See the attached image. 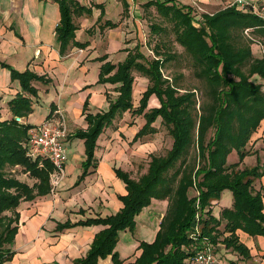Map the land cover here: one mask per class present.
<instances>
[{
  "label": "trees",
  "instance_id": "obj_1",
  "mask_svg": "<svg viewBox=\"0 0 264 264\" xmlns=\"http://www.w3.org/2000/svg\"><path fill=\"white\" fill-rule=\"evenodd\" d=\"M75 3L59 2L61 17L56 36L62 53L73 43L75 27L71 19ZM150 7H155L169 26L202 86L198 90L182 88L175 77L165 78L162 67L174 58L167 52L160 54L156 50L155 56L148 59L135 46L126 50L121 63H104L97 83L114 85L117 96L107 98L105 111L85 114L86 129L73 135L84 141L82 173L76 184L96 167L100 135L126 112L144 120L133 141L155 134L153 124L159 118L172 144L163 156L150 154L145 173L136 179L120 168H112L125 190L124 195L118 196L122 203L119 211L104 218L59 224L56 231L72 225L104 226L95 234L86 254L73 264H97L108 256L113 264H194L189 234L199 215L200 236L209 241L216 259L217 250L222 247L230 255H237L228 258L227 264H250V250L240 241L237 231L264 238V185L256 189V182L264 176V164L258 158L253 166L243 163L254 154L250 151L251 138L264 120V55L255 57L251 49L252 44L264 43V23L251 11L232 5L212 14L203 13L200 19L193 5L180 4L178 0H150L146 8ZM152 30L166 32L159 25ZM134 71L148 80L136 108ZM10 72L11 79L18 80L22 92L29 95H18L10 102V108L13 116L26 117L32 111L30 97L37 94L31 81L43 79L30 71ZM152 96L159 105L147 109ZM87 105L88 99L83 112ZM28 128L13 118L1 120L0 114V264L14 256L11 246L18 231L20 203L51 193L53 166L47 159L32 160L27 156ZM229 156L236 159L228 163ZM14 168H21L34 180L33 184L13 177L10 172ZM225 191L231 195V206L219 207ZM154 199L167 202L155 238L150 243L141 241L139 256L134 262L124 263L115 251L118 235L125 230L133 232L135 217Z\"/></svg>",
  "mask_w": 264,
  "mask_h": 264
},
{
  "label": "crops",
  "instance_id": "obj_2",
  "mask_svg": "<svg viewBox=\"0 0 264 264\" xmlns=\"http://www.w3.org/2000/svg\"><path fill=\"white\" fill-rule=\"evenodd\" d=\"M60 1L0 0L1 120L13 117L10 108L12 100L18 95L29 96L22 92L18 80L11 79L10 71H30L42 77L43 81H31L37 97H30L32 111L23 117L24 120L30 126L38 125L49 117L51 110L59 107L67 119L69 118L67 154L70 149L73 148L75 152L79 148L82 156L77 162L78 169L72 166L69 175L65 164L64 180L54 194L20 203L17 208L18 231L14 239L17 249L11 246L16 255L4 264H73L86 254L95 234L104 229V226L72 225L60 232L56 231L57 226L66 222L74 224L88 218L112 215L122 208L118 196L125 194L123 183L115 176L113 167L105 162H96V167L90 169V174L76 184L82 173L84 141L74 138L73 135L80 129H86L85 114L94 115L107 109L106 89L114 85L97 84L100 67L106 62L117 65L125 59L126 50H129L128 42L137 34V26L141 24L146 4L150 0H74L76 3L71 19L75 27L73 43H69L63 53L56 36V27L61 17ZM178 2L191 6L196 3L206 13L212 14L234 0ZM212 9L216 10L208 12ZM251 49L255 57H261L260 53L264 55V43L252 44ZM87 99L88 112H83ZM78 117V129H70L74 125L70 120H78ZM133 122L135 125L126 126H129L127 129L135 128L136 133L144 122L140 119ZM120 129L126 128H118ZM250 151L254 154L246 157L243 163L253 166L258 158L263 165L264 120L251 138ZM233 159H236L235 156ZM256 183V189H259L260 184L264 185V176ZM231 202L230 193L225 191L218 206L230 207ZM166 207V201L152 200L135 217V230L119 233L115 251L120 260L124 263L134 262L140 254L139 243H150L154 240ZM143 213L147 215L148 221L141 220ZM237 234L250 250L253 258L250 264H264V238L250 237L241 231H237ZM97 264H113L111 256L99 259Z\"/></svg>",
  "mask_w": 264,
  "mask_h": 264
},
{
  "label": "rangeland",
  "instance_id": "obj_3",
  "mask_svg": "<svg viewBox=\"0 0 264 264\" xmlns=\"http://www.w3.org/2000/svg\"><path fill=\"white\" fill-rule=\"evenodd\" d=\"M216 9H212L208 12L211 13ZM202 10L203 11H198L197 9L194 10L198 19L201 18V15L204 13V11L206 12L205 9ZM156 25L164 27L166 29V32L153 31L152 28ZM128 43H130L129 50H132L135 48V46H138L148 59H152L155 56L154 51L156 50L160 52V54L163 52L172 54L174 58L165 63L162 67L163 76L169 79H174L175 77L178 84L182 88H196L197 90L201 88V82L192 73L188 56L184 52L183 48L175 43L174 35L170 31L167 23L164 22V19L157 14L155 7L145 8L141 24L137 26V34ZM161 56H158V58H160ZM133 75V105L136 108L138 106L141 94L148 84V80L136 71L133 72ZM108 88L109 89H106L108 92L105 93L108 99L115 98L117 96V93L115 92L114 86ZM262 91L264 92V86L262 87ZM197 92L198 96H200L199 91ZM35 97H37V94L36 96H34V98ZM45 103L48 105V107H51L48 102ZM158 105V101H156V98L152 96L148 101L147 109ZM52 111L54 110H51V114H49V117H46L45 119H48L52 116ZM84 111L88 112V107H86V110ZM12 118H14V116ZM139 119L142 123L144 122L141 117H131L130 112H126L121 117H117L115 120H113L112 125L105 129V131L97 141V147L95 151L97 164L105 162L111 168L120 167L128 172L132 178L136 179L140 175L145 173L150 154H155L158 156H163L166 154V152L171 147L172 140L168 135L165 127L160 123L161 120L159 118L153 124V126L157 130L155 134H149L144 136L143 138H140L138 141H133L135 128H130L131 130L127 128H129V126L131 125H135L133 124V121L137 120L138 122ZM68 120L69 118L67 119V124ZM70 122L74 124L70 129L76 130L78 129L77 127L79 124L78 122H80V118L78 117V120L75 121L70 120ZM127 124L129 125L128 127L126 126ZM118 128L126 129L118 130ZM132 129L134 130L132 131ZM81 158L82 156L79 148H76L75 152L73 148L68 151L66 163L68 175L69 170L72 166H74L75 169H78L77 164L79 163L77 162H79ZM233 160V156H229L228 163H232ZM10 173L13 177L24 181L29 185H32L34 182V180L30 178L28 174L23 173L21 168H14ZM192 193L194 194V192H191L190 194L192 195ZM5 214L9 216L10 212H7ZM141 220L148 221L147 215L145 213L141 215ZM12 246L17 249V244L15 241L13 242ZM14 255H16V253ZM234 256L237 255L234 253H231L230 255V253H227L222 247L217 250V259L219 261L218 264H227V261L229 259H234Z\"/></svg>",
  "mask_w": 264,
  "mask_h": 264
},
{
  "label": "built area",
  "instance_id": "obj_4",
  "mask_svg": "<svg viewBox=\"0 0 264 264\" xmlns=\"http://www.w3.org/2000/svg\"><path fill=\"white\" fill-rule=\"evenodd\" d=\"M230 5L240 10H249L264 23V0H234ZM195 10L203 11L196 3H193ZM204 13H206L204 11ZM247 33V31H245ZM14 121L22 126H28L27 132V156L32 160L47 159L53 166L50 176L51 194L64 180L65 164L67 161L66 140L69 135L67 119L63 111L57 107L52 116L42 123L29 126L23 117L14 116ZM192 240V260L194 264H218L212 253L209 241L200 236L199 215L195 216L194 227L189 234Z\"/></svg>",
  "mask_w": 264,
  "mask_h": 264
}]
</instances>
